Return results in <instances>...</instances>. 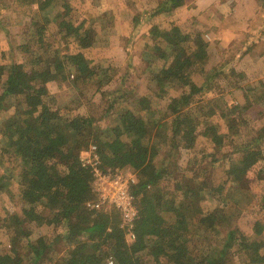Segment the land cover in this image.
Segmentation results:
<instances>
[{"label": "trees", "instance_id": "trees-1", "mask_svg": "<svg viewBox=\"0 0 264 264\" xmlns=\"http://www.w3.org/2000/svg\"><path fill=\"white\" fill-rule=\"evenodd\" d=\"M13 1L25 17L29 16V25L35 29L37 38L32 45L27 42L15 48L24 58H29L26 64L32 65L29 71L25 67L18 70L14 64L6 68V54L0 49V112L4 114L6 100L14 101V114H6L0 123V158L3 160L0 163L9 180L17 185L18 196L28 207L26 215L30 221L36 226L50 227L54 237L48 240L39 236L31 242V231L26 230L14 211L6 212L0 227L12 230L18 239H28L30 262L107 264L112 260L113 264H264V221L256 220L249 230L231 226L229 212H226L229 201L215 209L214 216L204 214L202 197L218 206L224 201V183L208 185L206 166L202 170L196 168L197 161L190 160L188 169L193 171L190 177L185 176L183 170H177L173 160L167 162L172 167L169 170L163 162L165 156H161L157 146L159 139L163 143L171 139V150H175L177 139L195 140L200 128L197 120L206 117L215 124L212 126L204 120L202 136H209L214 145L224 139L225 143L234 144L232 139L248 126L243 113L257 107V102L264 99L262 92L256 100L250 95L255 94L257 88L249 91L233 82L231 76L244 52L234 54L237 47L228 48L221 53V63L207 71V67H211L212 43L199 32H183L186 30L170 21L165 33L161 27L160 21L166 18L165 15L182 7L186 0H158L157 5L141 18L148 21V33L157 45L155 57L161 62L148 80L154 85L156 98L145 96L131 102L130 91L124 88V82L115 83L111 91L113 98L103 114L111 119V123L96 135V118L90 114L72 116L43 107L48 96L45 85L49 81L59 79L68 83L72 91L77 89L79 81L95 79L99 85L110 84L109 73L101 71L103 78H100L98 67L90 58L96 28H87L84 20L77 26L63 20L58 28L66 25L70 31L63 33L57 28L58 33L67 49L71 43L74 47L72 52L60 55L58 50L39 44L46 30L55 31V20L47 15L59 0ZM257 1L264 7V0ZM63 7L65 12L61 17L71 12L70 6L63 4ZM3 11L4 7H0V12ZM38 14L43 17V25L36 21ZM141 19L133 15L128 18L130 35L143 25ZM254 74L258 78V73ZM220 76L232 83L222 96L224 99L237 92L243 93L240 103L225 107V112L214 98L197 99V95L214 93L215 80ZM258 84V88L264 89L261 79ZM164 98L169 104L160 121L149 122L146 119L149 114L160 113L150 102ZM260 109L259 116H262L264 109ZM156 133L159 138L155 137ZM263 139L264 126L249 140L234 146L231 154L242 157L237 162H231L229 158L224 161L223 157L210 160L224 162V182L227 179L243 181L249 168L264 159ZM116 141L123 144L118 151L107 154L97 148L101 158L99 167L110 172L124 169L136 174L137 181L130 188L138 211L131 231L133 240L115 207L94 208L92 169L83 166L79 158L92 145L97 147ZM177 171L183 174L176 180L175 190L164 191L160 187L161 181L172 173L179 174ZM262 200L264 208V194ZM37 209L41 213H37ZM57 245L61 254L56 258L53 251ZM0 264L28 263L7 251L0 254Z\"/></svg>", "mask_w": 264, "mask_h": 264}, {"label": "rangeland", "instance_id": "rangeland-1", "mask_svg": "<svg viewBox=\"0 0 264 264\" xmlns=\"http://www.w3.org/2000/svg\"><path fill=\"white\" fill-rule=\"evenodd\" d=\"M139 1L140 4L137 3V0L136 2L135 0H59L58 5L47 15L50 19L55 20V31L51 32L49 29L46 30L44 38L41 39L39 44L45 47L48 46L50 50H58L60 55L72 52L74 45L71 43V47L67 49L65 43L61 40L62 35L60 36L58 33V29L63 33L69 32L70 27L65 25L64 27L59 26L58 28V24L64 20L70 21L73 25L77 26L84 20L87 28L92 26L96 28L97 32L94 46L90 52L92 64L98 67L100 78H103L101 71L106 70L111 80L110 84L102 85H99L98 81L95 79H91L89 82L79 81L75 91L71 90L68 83H63L59 79L49 81L45 85L48 91V96L45 98L43 106L45 109L54 111L59 110L62 114H69L72 116L80 113H88L96 118L94 132L96 135H99L101 130L111 123V119L103 114L106 113L108 103L113 98L111 91L115 83L120 84L122 81L124 82V88L130 91L128 94L131 102H136V100L139 101L145 96L151 97V99L156 98V94H153L154 85L149 83L148 80L150 78V73L156 71L157 67L161 65V62L157 61L155 57V47H157V45L152 41L148 33V21H143L141 18L144 16L145 12H149V10L152 9L154 2L157 5L158 0H151V4L150 0ZM63 4L71 7V12L65 17H61L65 12ZM0 7H4V11L0 12V49L6 54L4 58L6 60V68L14 64L18 70L25 67L26 70L29 71L32 67V65L31 67L26 65L29 58H24L15 48L19 44L27 42L32 45L37 38L34 32L35 29L29 25V16L25 17L23 10L19 9L13 0H0ZM34 8H36V6H34ZM189 12L193 13L192 11ZM189 12L185 10L183 17L181 16L180 18L191 16L188 15ZM116 15L118 18H116ZM132 15L141 19L142 21L140 23L143 25L130 35L128 18L131 19ZM36 21L38 24L43 25L42 15L38 14ZM169 21L174 24L169 18L160 21L162 30H164L163 33L168 29V24H170L168 23ZM188 28L186 27L184 29ZM259 46L260 48L258 49ZM256 49H258V52H261V45H257ZM223 52L225 53L226 49H224ZM209 54V63L211 67H207V71L221 63V59L214 61V58L218 56L214 49H212ZM235 68L242 69L241 66H235ZM237 73L240 72L235 71L233 76H231L236 86L249 91L257 88L255 94H250L255 100L257 99V95H260L261 92L264 93L263 88H258L259 77L238 76ZM100 78H98V80H101ZM261 81L264 85V78ZM231 85L232 83H230L228 79L220 76L215 80L214 93L197 95V99L205 98L208 100L214 98L217 106L225 112V107L230 108L235 104H239L243 94L237 92L236 95L233 94V96H227L224 99L222 96L230 89ZM171 92L170 95L173 93ZM244 102L243 100L242 103L244 104ZM150 103L153 108L159 110L160 113H155L154 115L149 114L146 119L149 122H159L162 112L166 109L169 101L164 98L160 101L152 100ZM140 104L141 103L138 105ZM13 105V100L8 99L5 101V115L0 112V123L6 118V114H10V116L14 114ZM138 105L136 108H138ZM260 106L264 109V99L257 102V107L253 106L247 112L243 113V118L246 120L248 126L247 128L241 129L239 134L232 139L234 144H230L229 142L225 143L224 139L214 145L209 136L204 137L201 135L204 120L207 119L208 122L214 126L215 123L210 117L198 119L197 122L200 128L195 140L177 139L175 145H177L178 148L175 150H171V139L164 143L159 139L160 142L157 143L161 156H165L164 159L166 158L165 160L163 159V162L167 165L169 170H172V167L167 162L168 160H173L177 164V166H175L176 169L183 170L185 176L190 177L193 176V171L188 169L190 160L197 161L198 164L196 168L202 170L206 166V179H208V185L209 183H213L214 185L224 183V201L218 206H215L207 198L202 197V211L204 214H212L215 209L221 208L225 201H229L230 204L226 205V212H229L230 224L231 226L238 225L242 230H249L250 225L256 220L264 221V208L262 206V196L264 194V159L254 163L247 171L245 179L241 182H233L230 179L224 182L226 180L223 166L224 162L213 163V161L210 160H219L218 158L223 157L225 159L224 161H227L229 158L231 162H237L242 158L241 155H232L231 152L234 150V146H239V144L249 140L252 134H257V131L264 126V114L259 116V112H261ZM165 120H167V118ZM223 132L224 130L222 129L220 133L223 135ZM155 137H158L157 133ZM262 142L264 143V139ZM97 148H100V150L108 154L123 148V144L117 141L114 143H101ZM262 152L264 158V146ZM95 154L100 165L101 158L98 155L97 149ZM0 160L3 162L1 158ZM208 162L211 163L209 164ZM124 171L133 173L136 176L133 171ZM177 173L179 174L172 173L161 181L160 187L164 189V191L173 192L175 190L177 186L176 180H180L183 174L182 171H177ZM6 175L7 172L5 171V167L0 163V220L6 219V212L14 211L21 218L26 230L28 228V230L31 231L32 236L29 237L33 240L31 241L29 239L31 242H34L39 236L46 237L48 240L53 239L54 232L50 227L44 225L36 226L30 221L26 215L28 207H26V204L18 196L17 185L13 184ZM44 204L45 203L42 201L41 205L44 206ZM36 211L37 213H41L38 209ZM43 212L45 211L43 210ZM212 215L214 216L215 213ZM59 245H57L58 247H55L53 251L56 258L58 257L56 255L61 254L58 253ZM7 251L15 253L22 258L24 262L32 264L29 259L30 249L28 247V239H18L15 237L12 230H4L0 227V254H4ZM237 264L240 263L237 262Z\"/></svg>", "mask_w": 264, "mask_h": 264}, {"label": "crops", "instance_id": "crops-1", "mask_svg": "<svg viewBox=\"0 0 264 264\" xmlns=\"http://www.w3.org/2000/svg\"><path fill=\"white\" fill-rule=\"evenodd\" d=\"M137 3L140 4V1L137 0ZM155 6L154 2L152 8ZM185 10L193 13L180 18ZM165 17L183 30L202 34L214 45L213 49L218 55L214 61L221 59L224 49L227 51L228 48L233 50L237 47L234 54L244 52V55L236 65L242 69L235 68V71L246 77H254L257 72L259 79L264 78V7L257 0H186L182 7ZM186 27L189 28L184 29ZM255 44L262 46L261 52L254 48Z\"/></svg>", "mask_w": 264, "mask_h": 264}, {"label": "built area", "instance_id": "built-area-1", "mask_svg": "<svg viewBox=\"0 0 264 264\" xmlns=\"http://www.w3.org/2000/svg\"><path fill=\"white\" fill-rule=\"evenodd\" d=\"M96 149L92 145L79 157L83 166L92 169L93 191L96 196L94 208H104L105 205L115 207L121 213L123 225L130 231L129 238L133 240L131 231L137 219V211L130 188L136 183V176L122 169L114 172L101 169L95 154ZM107 264H113L112 260H108Z\"/></svg>", "mask_w": 264, "mask_h": 264}]
</instances>
